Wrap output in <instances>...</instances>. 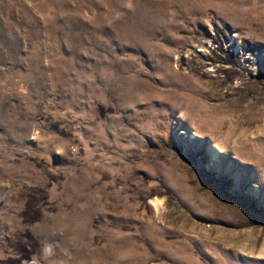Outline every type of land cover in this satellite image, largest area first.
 <instances>
[{
	"label": "rangeland",
	"instance_id": "1",
	"mask_svg": "<svg viewBox=\"0 0 264 264\" xmlns=\"http://www.w3.org/2000/svg\"><path fill=\"white\" fill-rule=\"evenodd\" d=\"M0 264H264V0H0Z\"/></svg>",
	"mask_w": 264,
	"mask_h": 264
},
{
	"label": "trees",
	"instance_id": "2",
	"mask_svg": "<svg viewBox=\"0 0 264 264\" xmlns=\"http://www.w3.org/2000/svg\"><path fill=\"white\" fill-rule=\"evenodd\" d=\"M25 260L27 261V260H29V258H26Z\"/></svg>",
	"mask_w": 264,
	"mask_h": 264
}]
</instances>
